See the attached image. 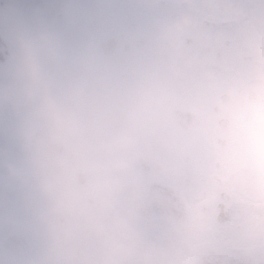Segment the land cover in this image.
<instances>
[{"label": "clouds", "instance_id": "9594fccd", "mask_svg": "<svg viewBox=\"0 0 264 264\" xmlns=\"http://www.w3.org/2000/svg\"><path fill=\"white\" fill-rule=\"evenodd\" d=\"M0 264H264V0H0Z\"/></svg>", "mask_w": 264, "mask_h": 264}]
</instances>
